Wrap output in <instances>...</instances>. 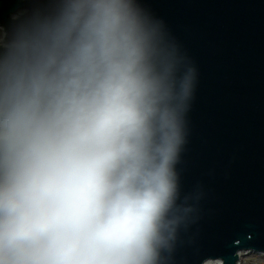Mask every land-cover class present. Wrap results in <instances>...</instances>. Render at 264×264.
Listing matches in <instances>:
<instances>
[{
    "label": "clouds",
    "instance_id": "1",
    "mask_svg": "<svg viewBox=\"0 0 264 264\" xmlns=\"http://www.w3.org/2000/svg\"><path fill=\"white\" fill-rule=\"evenodd\" d=\"M198 84L147 0H14L0 13V264H173L199 210L179 167ZM232 261L264 264V249Z\"/></svg>",
    "mask_w": 264,
    "mask_h": 264
},
{
    "label": "water",
    "instance_id": "2",
    "mask_svg": "<svg viewBox=\"0 0 264 264\" xmlns=\"http://www.w3.org/2000/svg\"><path fill=\"white\" fill-rule=\"evenodd\" d=\"M14 0H0L6 13ZM199 68L185 190L200 194L196 220L173 264L208 254L233 264L238 248L264 249V0H147Z\"/></svg>",
    "mask_w": 264,
    "mask_h": 264
}]
</instances>
